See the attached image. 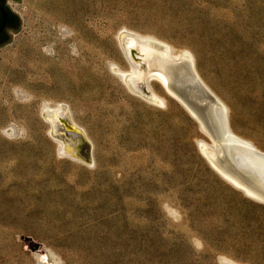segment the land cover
<instances>
[{
	"label": "rangeland",
	"instance_id": "1",
	"mask_svg": "<svg viewBox=\"0 0 264 264\" xmlns=\"http://www.w3.org/2000/svg\"><path fill=\"white\" fill-rule=\"evenodd\" d=\"M9 2L22 27L0 46V264H264V204L207 166L159 83L164 106L110 69L129 68L122 28L190 50L264 150V0ZM44 102L70 106L93 167L58 154Z\"/></svg>",
	"mask_w": 264,
	"mask_h": 264
},
{
	"label": "bare ground",
	"instance_id": "2",
	"mask_svg": "<svg viewBox=\"0 0 264 264\" xmlns=\"http://www.w3.org/2000/svg\"><path fill=\"white\" fill-rule=\"evenodd\" d=\"M126 33H132L142 40L137 42L133 37H128L126 47L129 51L132 48L138 49L136 52L138 61L143 62L144 66L134 71L130 67L122 69L119 65L111 63L110 69L114 70L121 80L132 75L154 103L164 106L166 98L153 86V82L159 83L167 95L175 98L198 120V127L204 138L197 141L199 144H205V153L228 180L226 182L247 197L264 204V150L253 141L234 132L228 105L200 76L194 54L188 49L177 50L156 36L143 35L126 28L119 31L118 44ZM41 115L50 122L48 133L53 139L55 122L65 126L67 122L70 123L68 137L55 139L59 155L82 162L89 167L95 165V158L92 155L93 142L86 129L75 121L68 104L57 103L52 106L44 102ZM5 131L9 135L16 133L15 128ZM83 150L86 153H83Z\"/></svg>",
	"mask_w": 264,
	"mask_h": 264
},
{
	"label": "water",
	"instance_id": "3",
	"mask_svg": "<svg viewBox=\"0 0 264 264\" xmlns=\"http://www.w3.org/2000/svg\"><path fill=\"white\" fill-rule=\"evenodd\" d=\"M18 1L21 2V0H18ZM3 4H4V0H0V8L3 7ZM17 16H18V24H17L16 28L14 29L15 31H19L21 29V27H22L21 18H20V16L18 14H17ZM5 26H6V19H5L4 23L0 26V31L3 30L5 28ZM7 35L8 36H7V40H6L5 43H7V42L12 40V35L9 32H7ZM128 37H133L134 39H136L137 42H142V40L139 37H137L136 35L132 34V33H126L125 36L122 38L120 44H119V47H121L120 49H121L125 59L127 60L128 64H129V67L132 68L134 71H136L139 68L143 67L144 63L143 62L139 63V61H138L139 57L136 55V52H138L137 48H132L130 51L127 49V47H126V39ZM113 72H114V70H113ZM114 73L116 74V72H114ZM121 81L123 82V84L125 85L126 89L130 93H132L134 95H137V96L145 99L146 101L154 103V101L151 100V98L147 95V93L145 92L144 88L139 86V84L135 81V79L133 78L132 75L125 77L124 80H121ZM191 117L199 125L198 120H196L193 116H191ZM43 119H45V118L43 117ZM46 121L50 124V122L48 120H46ZM69 124L70 123L67 122L66 126H65V125H63L61 123L55 122V136H53V137L55 139H59V140L60 139H66L68 137V132H69L68 126H69ZM196 145H197V150H198L199 154L201 155L202 159L205 161L207 166L213 172H215L220 178H222L225 181H228L225 178V176H223V174H221V172L218 170V168H216V166L212 163L211 159L205 153V144L204 143L199 144V141H196Z\"/></svg>",
	"mask_w": 264,
	"mask_h": 264
},
{
	"label": "flooded vegetation",
	"instance_id": "4",
	"mask_svg": "<svg viewBox=\"0 0 264 264\" xmlns=\"http://www.w3.org/2000/svg\"><path fill=\"white\" fill-rule=\"evenodd\" d=\"M9 0H4L3 7L0 8V26L6 19V26L0 31V45L4 44L7 40V32L9 29H15L18 24V16L9 6Z\"/></svg>",
	"mask_w": 264,
	"mask_h": 264
}]
</instances>
